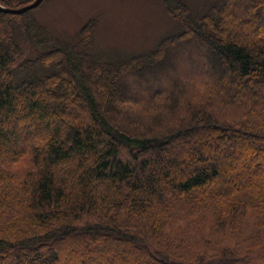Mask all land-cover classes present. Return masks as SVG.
Returning a JSON list of instances; mask_svg holds the SVG:
<instances>
[{"label":"trees","instance_id":"obj_1","mask_svg":"<svg viewBox=\"0 0 264 264\" xmlns=\"http://www.w3.org/2000/svg\"><path fill=\"white\" fill-rule=\"evenodd\" d=\"M163 1L180 29L143 61L96 55L91 24L71 46L0 12V264H264V0ZM188 42L208 94L174 87L158 126L124 120L133 71ZM226 99L241 120L220 121Z\"/></svg>","mask_w":264,"mask_h":264},{"label":"rangeland","instance_id":"obj_2","mask_svg":"<svg viewBox=\"0 0 264 264\" xmlns=\"http://www.w3.org/2000/svg\"><path fill=\"white\" fill-rule=\"evenodd\" d=\"M201 1L188 0L192 7L200 5ZM247 2L248 0L235 1L232 6L240 13V8ZM173 5L175 7V3ZM28 12L32 21L38 22L46 36H52L61 42L66 41L72 46L80 40L81 37L78 34L82 27L86 23L91 24L92 48L96 55L123 59L134 57L140 61L150 58L153 53L160 50L166 51L169 42L172 41L171 37L175 36L180 29L177 13L172 11L171 13L163 0H43L37 8ZM239 19L243 21L242 17ZM236 30L237 33L243 32L241 26H238ZM48 46L54 48L56 43H49ZM169 49L172 50L169 51ZM169 49L166 55L164 54L165 57L162 55L154 61L151 65L153 67L146 66L144 70H134L135 73L127 79L128 88L121 91L125 95L121 102L124 120L138 118L150 127L158 126L157 123L160 124V116L163 113L160 97L164 91L174 87H177L176 92L178 87L187 86L188 97L194 94L199 96L201 91L205 96L208 94L205 87L210 85L211 80L205 71L207 67L203 65L206 62L197 55V52L202 50L200 46L188 42L184 45H173ZM87 50L88 48L83 44L82 52L86 53ZM118 63L119 61H114L113 65L118 66ZM199 74H203L204 77H200ZM100 80L98 79V82ZM189 82L193 87L186 85ZM223 103L218 112L222 123L237 122L245 115V112L241 113L236 102H232L231 99H226ZM76 109L77 107L73 106L65 110L67 113L76 114ZM164 113L167 114V111ZM173 118L174 115L171 120ZM50 120L54 124V119ZM153 120L156 123H153ZM168 122L172 123L169 116L164 119L165 125ZM6 126L9 127V124ZM29 131L34 132L32 127H29ZM151 133L152 130L146 131V134ZM39 137L43 138L42 135ZM239 151L244 152L245 147L239 148ZM217 160L226 165L220 156H217ZM16 164L23 169L22 163ZM233 180L236 181L237 178L233 176ZM83 246L85 245L79 240L75 241L73 252L80 253L85 259L86 251ZM64 252V260L72 261L67 251L64 250ZM68 253L71 255V252ZM133 257L131 253L129 258L120 256L121 264L133 263ZM96 264H106V262Z\"/></svg>","mask_w":264,"mask_h":264},{"label":"water","instance_id":"obj_3","mask_svg":"<svg viewBox=\"0 0 264 264\" xmlns=\"http://www.w3.org/2000/svg\"><path fill=\"white\" fill-rule=\"evenodd\" d=\"M42 1L43 0H34L33 2L25 6L19 7L17 9H11V8L5 7L0 2V12L7 13V14H23L25 12H28L30 10L37 8L42 3Z\"/></svg>","mask_w":264,"mask_h":264}]
</instances>
